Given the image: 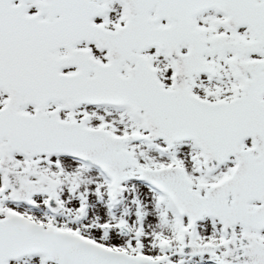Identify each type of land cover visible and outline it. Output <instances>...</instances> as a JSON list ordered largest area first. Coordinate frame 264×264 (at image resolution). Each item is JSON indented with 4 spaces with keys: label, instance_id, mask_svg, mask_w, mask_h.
I'll use <instances>...</instances> for the list:
<instances>
[{
    "label": "snow or ice",
    "instance_id": "obj_1",
    "mask_svg": "<svg viewBox=\"0 0 264 264\" xmlns=\"http://www.w3.org/2000/svg\"><path fill=\"white\" fill-rule=\"evenodd\" d=\"M0 264H264V0H0Z\"/></svg>",
    "mask_w": 264,
    "mask_h": 264
}]
</instances>
